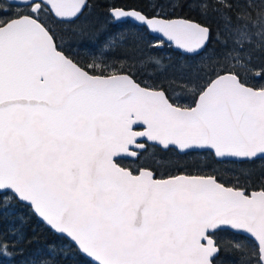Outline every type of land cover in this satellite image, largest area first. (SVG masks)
Instances as JSON below:
<instances>
[{
	"label": "snow or ice",
	"instance_id": "6c2138e0",
	"mask_svg": "<svg viewBox=\"0 0 264 264\" xmlns=\"http://www.w3.org/2000/svg\"><path fill=\"white\" fill-rule=\"evenodd\" d=\"M254 6L264 0L112 4L114 31L81 41L82 62L56 26L80 20L89 0L0 3V264H225L228 251L231 264H264V84L248 80H264V56L253 63L248 26L234 23ZM131 29L157 38L116 55ZM214 38L221 46L209 49ZM165 42L192 59L146 83L142 68L159 64L148 52ZM176 87L192 103L174 99ZM156 148L260 161L259 183L251 170L223 180L179 164L158 177L147 160ZM30 221L48 232L40 247H25Z\"/></svg>",
	"mask_w": 264,
	"mask_h": 264
},
{
	"label": "trees",
	"instance_id": "16d2710c",
	"mask_svg": "<svg viewBox=\"0 0 264 264\" xmlns=\"http://www.w3.org/2000/svg\"><path fill=\"white\" fill-rule=\"evenodd\" d=\"M250 0H241V3L248 2ZM6 0H0V3H5ZM154 0H89L90 7L86 9L85 15L77 20L74 24H61L57 25V30L61 35L65 37V45L70 46L73 52H79L81 55L82 62L86 60L84 55L85 48L80 46V42L84 41L87 43H96L98 41H103L104 37L111 31H114L111 27L110 18L107 16L108 6L115 4L120 7L127 8H137L144 10H151L150 5ZM254 5H259L260 0H254L252 2ZM179 15H186V12L180 13ZM239 17H251L254 23V36L257 39V44L264 52V8L254 6L252 9L242 8L236 13ZM189 18L196 19L199 21V17L193 13ZM213 28L216 29L217 22L212 21ZM81 29H84L81 32ZM220 30L224 31V26H220ZM228 32L225 31L224 35L220 37L222 41L228 39ZM256 33H261V35H256ZM127 35V45L119 47L118 50L114 51L116 55L131 54L135 51L134 47H140L142 42L140 36L143 35L144 39L148 42H152L155 38L152 35L143 32H137L136 29H131L130 32H126ZM221 45L216 42L214 38L209 45V49L216 47L219 48ZM139 54L138 52L136 53ZM149 55L155 57L159 60V64L152 61L150 65L142 68L143 79L146 83H153L154 81H168L172 79L168 75L170 73L171 67L175 66L182 70L185 67V60H190L192 58H185L180 55L178 51H175L172 46L164 44L163 47L151 49L148 52ZM250 84L259 85L264 84V80L256 79L253 76H248ZM198 90V89H197ZM170 94L173 98H178V102L182 104H190L195 98V93H188L182 91L180 88L176 87L170 89ZM161 157L157 166L153 167L156 171L157 176H165L170 174H177L176 165L179 164L182 168L187 169L190 172L202 171L209 174L216 173L223 180H229L235 178V176L240 175L242 171L251 170L253 172L252 180L254 183L258 184L257 179L260 170V161L256 162V165L249 164H239L233 161H216L211 158L208 153L192 154L186 157H177L174 153H165L159 148ZM251 190V189H250ZM26 231L28 233L27 240L25 241V247L31 244L32 248L40 247L43 245L44 241L48 237V232L45 227L36 222H29ZM216 237L220 239L222 243L228 244L230 242L234 243L235 240H243V237H233L229 233L218 232ZM222 258L225 260V264H231V261L235 259V254L230 251L222 253Z\"/></svg>",
	"mask_w": 264,
	"mask_h": 264
},
{
	"label": "rangeland",
	"instance_id": "374dc122",
	"mask_svg": "<svg viewBox=\"0 0 264 264\" xmlns=\"http://www.w3.org/2000/svg\"><path fill=\"white\" fill-rule=\"evenodd\" d=\"M250 21L251 20V17L249 16V17H245V16H243V17H241L240 16V20L239 21H234V23L235 24H237V25H244V24H247L246 22L247 21ZM248 26V25H247ZM247 32H248V34L252 37V43L251 44H246L245 45V50L246 51H249V52H251L252 54H253V63L254 64H259V62H260V57H262V56H264V52H263V50L260 48V47H258L257 45H256V43L253 41V33L249 30V27H247ZM228 34V33H227ZM232 38H234V37H232ZM228 39H229V34H228ZM126 45H127V42H125V43H122V44H120L117 48H115V49H113V51H116V50H118V48L119 47H122V49H124L123 47H126ZM125 50V49H124ZM126 50H128V49H126ZM125 50V51H126ZM243 55V54H242ZM258 70V68H254L253 69V72H255V71H257ZM181 71L182 70H180V69H178V67H175V66H172L171 67V70H170V73H168V75L169 76H171V77H174V76H176V75H178V74H180L181 73Z\"/></svg>",
	"mask_w": 264,
	"mask_h": 264
},
{
	"label": "flooded vegetation",
	"instance_id": "af4514ba",
	"mask_svg": "<svg viewBox=\"0 0 264 264\" xmlns=\"http://www.w3.org/2000/svg\"><path fill=\"white\" fill-rule=\"evenodd\" d=\"M254 0H250L249 1V3H252ZM253 4V3H252ZM236 22V21H235ZM247 25H248V27H249V30L253 33L254 32V23H253V19H251L250 21L248 20L247 22ZM253 41L256 43V45L259 47V45L257 44V39H256V37L254 36V33H253ZM164 46V45H163ZM162 46V47H163ZM250 76V75H249ZM143 142V141H142ZM151 151H153V150H151L150 149V152ZM154 151H155V155L154 156H152V155H148L147 156V160H148V162L149 163H151V166H152V170H154L153 169V167H155V166H157L158 164H160L159 163V160H160V157H161V154H160V152H159V150H156V149H154ZM141 163V161H135V160H133V159H131V158H127V159H125V160H123L122 161V164L123 165H125V166H132L133 168H135L136 166H137V164H140ZM155 171V170H154ZM156 172V171H155Z\"/></svg>",
	"mask_w": 264,
	"mask_h": 264
},
{
	"label": "water",
	"instance_id": "95a60500",
	"mask_svg": "<svg viewBox=\"0 0 264 264\" xmlns=\"http://www.w3.org/2000/svg\"><path fill=\"white\" fill-rule=\"evenodd\" d=\"M152 36H154V37H156V34H151ZM157 38V37H156ZM165 43H167V42H165ZM174 50H176L174 47H172ZM176 51H178V50H176ZM231 161V160H230Z\"/></svg>",
	"mask_w": 264,
	"mask_h": 264
}]
</instances>
